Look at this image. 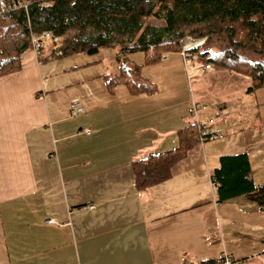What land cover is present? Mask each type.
<instances>
[{"label":"crops","instance_id":"crops-1","mask_svg":"<svg viewBox=\"0 0 264 264\" xmlns=\"http://www.w3.org/2000/svg\"><path fill=\"white\" fill-rule=\"evenodd\" d=\"M53 44L40 56L31 46L21 70L0 76V264H196L225 251L234 264H264V208L247 193L219 202L212 184L221 157L241 153L264 184L258 105L242 124L231 119L242 111L234 92L214 102L229 111L225 135L198 139L167 179L140 189L135 161L180 146L212 76L186 77L180 52L146 64L144 52L119 48L54 57ZM122 61L141 65L156 91L131 94ZM215 72L242 81L245 98L264 94L248 92L250 76ZM72 102L86 110L72 115Z\"/></svg>","mask_w":264,"mask_h":264},{"label":"trees","instance_id":"trees-1","mask_svg":"<svg viewBox=\"0 0 264 264\" xmlns=\"http://www.w3.org/2000/svg\"><path fill=\"white\" fill-rule=\"evenodd\" d=\"M151 17L162 23L148 22ZM43 31L61 38L53 44L54 57L119 48L126 54L144 52L146 64L180 52L185 38L204 39L199 58L206 64L250 76L249 93L264 87V0H32L8 11H1L0 5V76L21 70L32 34ZM141 69L122 61L119 80L133 95L153 94L156 86ZM112 82L109 79L111 87ZM179 134L178 148L135 161L140 189L167 179L172 167L198 144L195 121ZM213 180L218 182L219 202L247 193L264 208V184H255L247 154L222 156ZM196 264H222V259Z\"/></svg>","mask_w":264,"mask_h":264},{"label":"built area","instance_id":"built-area-1","mask_svg":"<svg viewBox=\"0 0 264 264\" xmlns=\"http://www.w3.org/2000/svg\"><path fill=\"white\" fill-rule=\"evenodd\" d=\"M44 4L48 3L50 0H40ZM32 0H27L26 2H23V0H14L12 4L7 3L6 0H0V5H1V11H8V10H13L18 7L22 6H27L30 4ZM51 38L54 43H58L60 41V36L55 35L51 31H43L40 34H32V46L34 47L37 55H42V49L45 46V40ZM188 38L184 41L185 43L183 44L182 50L180 53L183 55L185 58V61H191L195 58V54L193 53V48L196 47V43L192 44L190 42H187ZM202 42V41H201ZM212 67V64H206L205 69L208 70L209 68ZM86 108L84 105L80 104L79 102H72L70 105V111L72 115H78L85 111ZM212 110V115L208 120H201L200 114L201 112L204 111H209ZM229 113L228 109L226 106L219 102V103H214L210 104L208 101L202 100V101H194L191 109H190V115L194 118L195 122L197 123V127L199 130V136L198 139L201 142H205L211 139H218L222 138L225 134L222 131V129L219 128H214L213 123L216 118H223ZM84 131L87 134L92 133V128H85ZM212 184L217 187L218 182L213 180ZM91 208L94 206L91 205ZM54 219H50L49 222H53ZM222 264H234L235 260L226 251L222 253Z\"/></svg>","mask_w":264,"mask_h":264},{"label":"rangeland","instance_id":"rangeland-1","mask_svg":"<svg viewBox=\"0 0 264 264\" xmlns=\"http://www.w3.org/2000/svg\"><path fill=\"white\" fill-rule=\"evenodd\" d=\"M22 1V0H21ZM27 0H23V2H26ZM148 22L150 23H154L156 25H160L162 23L161 20L159 19H156V18H149L148 19ZM187 38H185L183 41H182V45L185 43L184 41L186 40ZM202 41V42H201ZM187 42H190L192 44L196 43L198 45H196V47H194L193 49H196L193 53L195 54V58L193 60H191L188 64V69L187 71H185V76L188 77V74L191 75L192 77L195 76V77H202L203 79H208L209 77L212 76V78H210V80H206L208 83L205 82L204 86H209L208 89H206V94H208V98H207V101H209L210 104H213L214 102H217V101H221L223 100V96L225 95H229V94H232L234 92V94L239 97L241 100V103H242V110L241 111V116L235 118L234 116L231 117V119H237V122H242V124H247V120H251L252 119V108H253V105L255 107V105H258V111H261V113L264 112V107L260 106L259 104L261 103L262 101V98H264V94H262V92H257L256 95H254L252 98H245V96L242 94L243 91L246 90V85L242 82V81H236V79H234L232 76H227V75H223L222 73L220 72H215L216 70V67L214 66V64H212V67L209 68L208 70H206L204 67L206 65L205 61H203L202 59L199 58V54L200 52H202L203 48L201 47L203 42H204V39H195L193 37H190L188 38V41ZM224 71H229V72H236V71H230V70H226V69H223ZM236 73H239V72H236ZM215 74H217L216 77ZM239 74H242V73H239ZM242 75H245V74H242ZM201 80V79H200ZM212 92V93H211ZM236 96H233V95H230V96H226V98H236ZM197 101V100H196ZM255 109H257L255 107ZM235 111H237V108H231V112L235 113ZM212 115L211 114H204L202 115V118H205V119H209V117ZM219 121H221L220 118H216L214 123H213V126L215 128H219L221 126H219Z\"/></svg>","mask_w":264,"mask_h":264}]
</instances>
